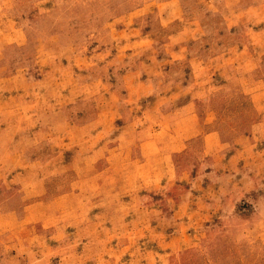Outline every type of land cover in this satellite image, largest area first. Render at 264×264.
Returning <instances> with one entry per match:
<instances>
[{"label":"rangeland","instance_id":"rangeland-1","mask_svg":"<svg viewBox=\"0 0 264 264\" xmlns=\"http://www.w3.org/2000/svg\"><path fill=\"white\" fill-rule=\"evenodd\" d=\"M0 264H264V0H0Z\"/></svg>","mask_w":264,"mask_h":264},{"label":"crops","instance_id":"crops-1","mask_svg":"<svg viewBox=\"0 0 264 264\" xmlns=\"http://www.w3.org/2000/svg\"><path fill=\"white\" fill-rule=\"evenodd\" d=\"M182 45L180 46V47H178V49L179 50H177V51H181L182 52ZM175 54L177 55V52H175ZM178 57H175L177 60H178V58L180 59H184V56H179V55H177ZM112 58H109V60H107V65H110V66H113V67H115V69H119V68H121L123 65H120L119 63H121V61H120V58H119V55L118 54H116V53H112V56H111ZM184 62H185V60H184ZM144 63V62H143ZM142 62H141V65H140V68H141V70L142 69H144V66L142 65L143 64ZM183 63V62H182ZM180 65V64H179ZM132 72L131 73H134V71L133 70H131ZM139 86H142V84H139ZM139 145V144H138ZM137 145V146H138Z\"/></svg>","mask_w":264,"mask_h":264}]
</instances>
